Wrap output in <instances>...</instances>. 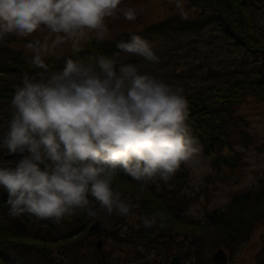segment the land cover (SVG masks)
I'll return each instance as SVG.
<instances>
[{"label":"clouds","instance_id":"9594fccd","mask_svg":"<svg viewBox=\"0 0 264 264\" xmlns=\"http://www.w3.org/2000/svg\"><path fill=\"white\" fill-rule=\"evenodd\" d=\"M123 0H0V42L9 36L27 39L29 64L47 70L45 58L61 45L79 53L82 42H97L109 34L107 21L123 16L135 21ZM176 7L187 18L180 0ZM118 52L159 63L152 45L132 34L116 44ZM115 55V54H114ZM85 63L71 58L47 81L27 75L12 94L11 119L0 137V148L22 156L0 160V188L8 194L9 215L34 216L61 222L66 216L97 211L128 215L134 207L114 190L122 173L141 190L157 177L165 184L182 164L201 152L189 124L190 102L182 87L141 73L138 66L120 64L100 55ZM93 201L99 209L93 207ZM170 217L164 212L141 217L144 227Z\"/></svg>","mask_w":264,"mask_h":264},{"label":"trees","instance_id":"16d2710c","mask_svg":"<svg viewBox=\"0 0 264 264\" xmlns=\"http://www.w3.org/2000/svg\"><path fill=\"white\" fill-rule=\"evenodd\" d=\"M183 9L186 19L175 13L140 31L106 37L101 42L92 35L90 42L81 44L79 53L73 54L69 48L45 58L47 70L29 64L31 56L13 46L17 38L9 36L0 42V137L8 130L12 94L22 86L25 75L35 82L47 81L63 70L69 58L89 63L94 62L90 57L104 55L115 59L117 66L133 64L142 74L182 87L190 102L192 135L199 140L204 158L215 169L227 166L235 173L240 165L235 146L251 142L249 133L242 129L247 121L239 106L249 99L264 101V22L257 19V13L264 12V0H187ZM132 34L149 41L152 48L157 39L171 41L174 46L168 52L170 57L158 50L159 63L152 65L137 55L118 52L117 42L127 41ZM214 42L227 49L225 57L219 59L216 48L203 47ZM235 135L239 139L234 143ZM261 149L264 151V145ZM7 155L0 148V160ZM176 179H180L178 190L176 185H168L163 188L164 194H159L149 187L141 190L138 182L122 173L117 175L114 190L121 193L122 199L131 200V210L138 214V223L131 232L124 230L126 219L115 212L109 216L97 211L91 216L78 211L75 217L59 223L34 216H11L8 194L0 188V264H82L85 231L98 215L104 222L113 218L109 222L112 225L106 226L110 241L125 242L145 260L148 252L157 253L158 249L160 258L163 254L180 255L184 264H214L210 251L224 248L234 257L264 221V175L257 185L235 194L225 207L208 214L204 223L181 214L188 199L178 192L184 184L187 186V171ZM157 202H163L158 212L170 218L164 227H160L159 220L152 227H144L141 217L156 213ZM93 207L99 209L94 201ZM68 222L69 227L64 229ZM75 233L80 235L73 239ZM176 238L186 242L187 246L180 245L183 252L176 250ZM131 262L136 264L135 257ZM256 264H264V237Z\"/></svg>","mask_w":264,"mask_h":264},{"label":"rangeland","instance_id":"374dc122","mask_svg":"<svg viewBox=\"0 0 264 264\" xmlns=\"http://www.w3.org/2000/svg\"><path fill=\"white\" fill-rule=\"evenodd\" d=\"M180 2L184 8L187 0H180ZM121 6L133 8L137 13V18L132 22L127 21L123 16H120L118 19H109L107 21L109 28L107 38L114 37L117 34L128 33L131 31L135 32L133 31L134 29H138L136 31H140L151 23L161 21L167 16L174 15L175 13H180V10L176 7V0H123ZM257 19L261 24L264 22L263 11L257 13ZM209 31L210 30H207V33H209ZM45 35H47L46 30L44 32H37L33 37H29L27 39L13 36L17 38L16 42L13 43V46L25 55L31 56V53L26 50L25 44L33 39H40L42 41ZM89 35L92 36L94 34ZM84 42H82V44ZM173 46L174 45L171 41L157 39L153 48L156 50L158 58L159 51L161 53L164 52L166 54V58H169L170 55L168 52L172 50ZM203 47L216 48L219 59L227 55V49L221 46V44L219 45V43L214 42L205 44ZM69 48V45H61L55 50V54L57 51H66ZM167 83L169 84V81ZM239 112L247 121V126L245 127L242 124L245 127L242 129L249 133L251 142H249L247 146H235L240 153V165L236 168L237 171L235 173H231L230 170L226 168L227 166H223L219 170L215 169L204 158L203 151L201 149V152L195 158V161L188 164H182L179 171L170 179L168 184H165L157 177L154 181L150 182L148 186L149 189H152L159 194H164V187L168 185H176L175 189L178 190L180 179L176 178L178 176H182L183 172L187 171V186L185 188L184 184L182 187L183 190L178 193L180 195L184 194V196L188 199V202H190L185 204L181 214H184L193 221L204 223L205 217L208 214L212 213L216 209L225 207L235 194L241 193L244 190L257 185L262 175H264V151L261 149L264 145V101H258L256 99L246 100L239 106ZM238 139L239 137L235 135L234 143ZM5 157L3 158V161H11L5 160ZM173 182H176L177 184H173ZM162 197L165 198L164 195H162ZM162 203L163 202H157L155 206L156 212H158V207ZM177 205H179V203H177ZM76 214L77 212L72 216H66L65 218L75 217ZM101 216L102 215H98L94 221L97 219L101 220ZM123 218L126 219L124 222V225L126 226L124 230L128 228V231L131 232V227L138 223L137 211L131 210V213L123 215ZM111 220L105 222L101 220L103 228L100 236L88 237L87 235L88 228L94 223L93 221H91L90 225L87 227L84 235L87 238L84 243L86 250H83V255L85 257L82 260V264H132L131 261L134 257L136 264H157L156 262H158V264H170L173 257L180 256H169L168 254H163L160 258L158 256L160 251L157 249V253H154L153 251L148 252V260H145L142 258V255H138V253L130 250V248L126 246L125 242L118 244L109 240V229H106V226L112 225L109 223ZM69 225L70 222H68L67 225H64L63 228L65 229L69 227ZM79 235L80 233H75L73 239L78 238ZM263 237L264 221L256 227L251 239L240 248L237 254L229 260L228 264H256V256L261 248ZM178 242H182V244H179ZM98 243L102 245L99 246ZM176 243L178 244L176 250L183 252L180 245L187 246L186 242L176 238ZM215 252L216 251L214 250L209 253L210 255H214ZM228 255L230 254L228 253ZM182 262L184 264L183 260Z\"/></svg>","mask_w":264,"mask_h":264},{"label":"water","instance_id":"95a60500","mask_svg":"<svg viewBox=\"0 0 264 264\" xmlns=\"http://www.w3.org/2000/svg\"><path fill=\"white\" fill-rule=\"evenodd\" d=\"M11 158H13L15 162H18L20 159H22V156L19 154H12V155L5 157V160H10ZM100 233H101L100 222L97 221L90 227L88 231V236L94 237V236L99 235ZM212 261L215 264H227L228 263L227 253L223 249L217 250L216 253L212 257ZM172 264H182L181 258L175 257L172 261Z\"/></svg>","mask_w":264,"mask_h":264},{"label":"flooded vegetation","instance_id":"af4514ba","mask_svg":"<svg viewBox=\"0 0 264 264\" xmlns=\"http://www.w3.org/2000/svg\"><path fill=\"white\" fill-rule=\"evenodd\" d=\"M134 30H138V29H134ZM158 264V263H157Z\"/></svg>","mask_w":264,"mask_h":264}]
</instances>
